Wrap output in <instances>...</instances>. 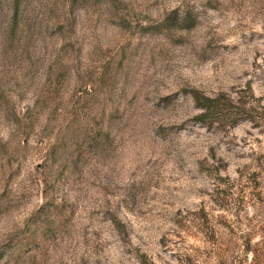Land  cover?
Wrapping results in <instances>:
<instances>
[{
	"label": "rangeland",
	"instance_id": "374dc122",
	"mask_svg": "<svg viewBox=\"0 0 264 264\" xmlns=\"http://www.w3.org/2000/svg\"><path fill=\"white\" fill-rule=\"evenodd\" d=\"M0 264H264V0H0Z\"/></svg>",
	"mask_w": 264,
	"mask_h": 264
},
{
	"label": "trees",
	"instance_id": "16d2710c",
	"mask_svg": "<svg viewBox=\"0 0 264 264\" xmlns=\"http://www.w3.org/2000/svg\"><path fill=\"white\" fill-rule=\"evenodd\" d=\"M22 0H14L15 13L18 12ZM193 103L202 109V112L194 116V119L200 123L206 121L207 118H214L221 111H228L231 113H240V109L231 104L229 100L222 96L209 97L202 95L197 90L189 91Z\"/></svg>",
	"mask_w": 264,
	"mask_h": 264
}]
</instances>
